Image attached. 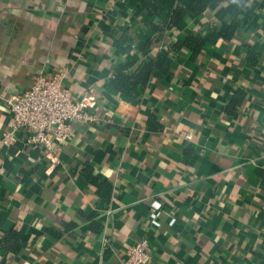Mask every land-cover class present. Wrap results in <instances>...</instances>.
Instances as JSON below:
<instances>
[{"label":"crops","instance_id":"crops-1","mask_svg":"<svg viewBox=\"0 0 264 264\" xmlns=\"http://www.w3.org/2000/svg\"><path fill=\"white\" fill-rule=\"evenodd\" d=\"M256 4L235 38L194 62L172 56L168 81L151 75L127 97L110 82L154 37L134 2L0 0V136L4 100L39 72L63 73L97 117L74 123L50 156L25 132L0 144V264H119L139 240L147 264H264V0ZM224 10L206 16L228 20Z\"/></svg>","mask_w":264,"mask_h":264},{"label":"trees","instance_id":"trees-1","mask_svg":"<svg viewBox=\"0 0 264 264\" xmlns=\"http://www.w3.org/2000/svg\"><path fill=\"white\" fill-rule=\"evenodd\" d=\"M130 1L142 13L143 24L153 32L154 37L137 46L131 58L118 66V72L110 82L111 88L127 97L138 95L137 88L145 86L151 75L168 81L172 72V56L187 52L190 61L194 62L205 47L213 46L219 40L229 42L235 38L243 26L248 27L253 6L257 5L256 0ZM218 7L225 9L228 20L218 22L216 18L206 16ZM188 21L192 26L170 44L166 52L158 53L152 60L143 57L160 37L183 29ZM132 68L135 69L131 71ZM148 124L150 126L152 122Z\"/></svg>","mask_w":264,"mask_h":264},{"label":"built area","instance_id":"built-area-1","mask_svg":"<svg viewBox=\"0 0 264 264\" xmlns=\"http://www.w3.org/2000/svg\"><path fill=\"white\" fill-rule=\"evenodd\" d=\"M63 79V73L48 75L39 72L33 76L28 90L4 100L10 122L0 136L3 148L8 149L15 142L18 133L25 132L28 134L29 144L39 146L50 156L71 138L74 123L97 121L94 114L85 110L86 99H72ZM185 138L189 139L190 136L186 135ZM150 217L151 222L157 225V213H152ZM149 259L146 240H139L125 247L119 264H147Z\"/></svg>","mask_w":264,"mask_h":264}]
</instances>
